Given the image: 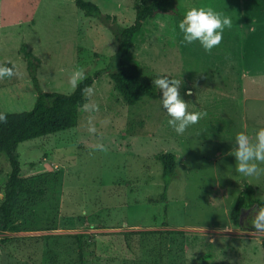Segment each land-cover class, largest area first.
Masks as SVG:
<instances>
[{
    "label": "rangeland",
    "instance_id": "1",
    "mask_svg": "<svg viewBox=\"0 0 264 264\" xmlns=\"http://www.w3.org/2000/svg\"><path fill=\"white\" fill-rule=\"evenodd\" d=\"M85 1L115 19L86 16L75 0H0V65L17 72L0 79L1 111H30L39 90L70 94L99 73L76 127L19 145L21 175L45 193L23 197L18 231L0 230V264H264V232L230 217L247 183L264 199V174L242 177L229 154L236 133L264 127V0H178V14L147 20L122 57L145 82L157 72L182 79L188 109L206 115L180 136L159 99L127 104L106 72L120 58L113 30L135 22L137 0ZM192 6L233 19L211 52L182 42L178 23ZM23 45L39 60L37 84ZM164 152L179 169L166 202ZM9 173L0 153V202Z\"/></svg>",
    "mask_w": 264,
    "mask_h": 264
},
{
    "label": "trees",
    "instance_id": "2",
    "mask_svg": "<svg viewBox=\"0 0 264 264\" xmlns=\"http://www.w3.org/2000/svg\"><path fill=\"white\" fill-rule=\"evenodd\" d=\"M177 1L137 0L135 22L128 27L120 26L113 30L118 42L120 58L115 66L107 69L106 72L109 73L115 89L129 105H135L145 98L160 100L161 93L153 84L142 80L143 70L140 65L126 61L122 57L132 49L136 37L142 32L147 20L155 19L160 14H178ZM75 4L84 11L86 16L100 18L106 22L115 19L111 15H104L100 7L90 1L75 0ZM21 52L37 84L35 73L39 64L38 58L25 45L22 46ZM98 75L99 73H96L95 76L82 79L70 94L39 90L37 101L30 111L9 113L0 110V113L6 116V120L0 122V153H4L10 163V173L0 202L1 231H18V228L13 225V220L24 196L35 198L45 193L41 188H32L27 179L21 175L19 145L25 141L76 127L80 109L87 101L86 90L92 86ZM157 158L163 166L162 201L166 202L168 184L179 174L177 156L174 153L164 152ZM261 206H264V199L256 198V187L247 183L230 212L233 224L244 230L256 231L251 224L252 217L247 218L250 221H245L243 214L248 209L253 207L259 209ZM81 238L82 236H77L80 244ZM262 247L264 249V240Z\"/></svg>",
    "mask_w": 264,
    "mask_h": 264
},
{
    "label": "clouds",
    "instance_id": "3",
    "mask_svg": "<svg viewBox=\"0 0 264 264\" xmlns=\"http://www.w3.org/2000/svg\"><path fill=\"white\" fill-rule=\"evenodd\" d=\"M232 27V17L212 7L192 6L183 13L178 23L182 42L186 45L198 43L205 52H211L220 45L225 29ZM15 75H17L15 64L8 62L0 65V79L12 78ZM182 82V79L161 72H157L153 80V86L161 93V106L169 117L167 124L178 136L183 135L189 127L198 124L206 115L205 112L188 109V104L180 92ZM185 94L191 95V90H187ZM5 120L6 116L0 113V122ZM232 140L235 146L229 154L236 160L235 173L244 178L264 174V168L260 166L264 165V127L257 128L254 136L243 131L238 132ZM251 224L256 232H264V206L254 211Z\"/></svg>",
    "mask_w": 264,
    "mask_h": 264
}]
</instances>
